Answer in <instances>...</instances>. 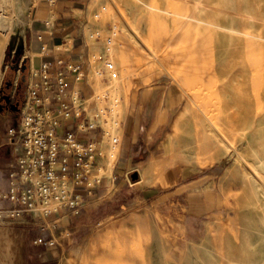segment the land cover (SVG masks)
<instances>
[{
  "label": "rangeland",
  "instance_id": "obj_1",
  "mask_svg": "<svg viewBox=\"0 0 264 264\" xmlns=\"http://www.w3.org/2000/svg\"><path fill=\"white\" fill-rule=\"evenodd\" d=\"M33 2L0 0V91L8 92L10 65L24 64L21 45ZM190 2L89 1L90 80L97 94L109 82L112 59L119 80L112 165L120 153L123 120L134 111L138 93L145 91V101L153 104L156 96L159 109L139 116L141 142L119 189L86 202L79 212L50 215L44 228L25 226L20 233L0 223V264H264V197L249 169L250 163L258 165L254 154H263L264 145H249L237 131L232 144L224 142L203 116L216 109H264V37L243 34H264V0H203L195 11ZM212 43L243 47V56L224 55L214 68ZM237 62L253 67L240 72ZM167 93L170 109L164 107ZM103 97H94L93 123L91 109L97 104L102 112L110 100ZM7 110H0L1 157L11 146L4 130ZM107 149L103 137L98 176L111 174ZM0 164L1 191L9 166ZM39 236L53 244H34Z\"/></svg>",
  "mask_w": 264,
  "mask_h": 264
},
{
  "label": "crops",
  "instance_id": "obj_2",
  "mask_svg": "<svg viewBox=\"0 0 264 264\" xmlns=\"http://www.w3.org/2000/svg\"><path fill=\"white\" fill-rule=\"evenodd\" d=\"M90 0H34L29 11V19L26 25L24 42L21 45L22 60L24 64L17 68L10 65L8 92L12 100L20 99L19 110H11L8 114V123L4 125L5 135L8 138L9 149L7 157L0 155L3 165L11 166L16 159V151L13 145V138L9 136V129L16 128L19 124L20 109L26 98L27 89L30 85L38 82L41 76L38 73L42 63H47L51 74V87L47 90H40L43 97L44 107L57 111L65 107L71 109L70 115L60 116L56 131L63 134L66 131H74L82 143L94 144L95 149H102V140L105 125L99 121L101 112L97 104L94 110L95 117L90 114L91 105L94 100V86L90 80V69L92 65L91 47L85 31V14ZM64 74L65 84L60 86L57 82V73ZM7 81V80H6ZM19 88V95L17 89ZM21 89H24L21 93ZM159 92V90H158ZM165 94L160 90V101ZM150 98L152 95L150 93ZM154 103L145 101V91L138 93L132 102L134 111L126 115L123 120V134L121 138L120 153L115 161L111 174H103L99 181H95L88 193L82 190L83 202L74 210L79 212L86 202L109 195L115 192L128 178L129 159L134 154L135 148L141 142L143 126L140 124L139 116L149 114L151 109H159V102L155 96ZM164 107L170 109L168 93L164 101ZM78 104V105H77ZM77 105V106H74ZM155 105V106H154ZM40 107V106H39ZM94 107V108H95ZM75 109L77 112L75 113ZM2 111L7 112V109ZM7 114V113H6ZM129 120V121H128ZM128 121V123H127ZM1 165V164H0ZM7 173L5 181L3 177V188L7 187ZM0 191V193H1ZM9 206V202L0 198V208ZM2 224L13 225L20 233L27 226L36 223L31 217L24 216L17 220L0 221ZM26 226V227H25ZM33 239L34 244H39Z\"/></svg>",
  "mask_w": 264,
  "mask_h": 264
},
{
  "label": "built area",
  "instance_id": "obj_3",
  "mask_svg": "<svg viewBox=\"0 0 264 264\" xmlns=\"http://www.w3.org/2000/svg\"><path fill=\"white\" fill-rule=\"evenodd\" d=\"M38 73L40 80L27 89L18 126L9 129L16 159L8 170L7 187L0 193V198L9 202V206L0 208V221L28 216L44 228L50 223V215L81 206L82 190L90 193L103 175H97L103 152L94 144L82 143L74 131L57 133L59 117L69 116L71 109L44 107L39 91H47L52 85L48 64L42 63ZM56 80L63 86L64 74L58 72ZM102 134L104 137V131ZM36 241L53 244L42 236Z\"/></svg>",
  "mask_w": 264,
  "mask_h": 264
},
{
  "label": "bare ground",
  "instance_id": "obj_4",
  "mask_svg": "<svg viewBox=\"0 0 264 264\" xmlns=\"http://www.w3.org/2000/svg\"><path fill=\"white\" fill-rule=\"evenodd\" d=\"M203 0H192V2L189 3L193 10H197L202 5ZM4 16L0 14V21L2 20ZM231 22H234V20H230ZM219 26H222L223 28L230 30V31H238L234 26L231 24L225 26L222 24H218ZM243 34L246 36L247 39H250L251 37H258L263 38L264 34H253L248 31H243ZM1 39V38H0ZM1 42V40H0ZM170 42V41H169ZM107 48L110 51L109 53H113V45L111 43V40L107 43ZM242 50L244 51L243 47H228L224 48L220 45H215L212 43L211 45V52H212V59H211V65L215 68V66H219V62H221L220 59L225 55H230L232 58H241ZM259 53L262 54V47L258 48ZM110 54V55H111ZM155 56V55H154ZM111 58V57H110ZM157 58V57H155ZM238 67L242 71H248L249 69L253 67V65L247 64L246 62L239 63L237 62ZM106 72L109 77V82L104 87H101L99 92L96 94L94 92L93 97H97V99H102L103 96L107 95L110 96V100L107 102V106L102 108L101 118L99 121H101L105 125V132L104 137L108 140V149H107V163L110 169H112V156L114 154V151L116 149V142L115 138L117 137L118 133V90H119V80L118 76L116 74L115 69V63L112 59L111 61L107 62V69ZM207 82H210L212 79L211 77L206 78ZM206 82V81H205ZM206 82V83H207ZM225 85H228L226 83ZM245 90L243 86L241 87L240 92ZM185 109H191V107L188 105L185 107ZM239 111V112H238ZM224 115V117H223ZM204 119L206 120V123L208 125H211L213 127L214 131L221 137L222 141L231 143L230 136L239 135L240 139H244L249 145H258L263 144L264 145V109H216L214 114L208 113L207 111H203ZM129 121V120H128ZM127 121V123H128ZM257 125L259 129H254L251 131H247V127H250L252 125ZM261 128V129H260ZM232 144V143H231ZM255 162L259 165L260 168H264V153H258L255 152L254 154ZM255 163L249 164V169L252 174L253 179L256 181L257 187L260 188V192L263 194L264 197V172L260 171V168ZM248 261V260H247ZM252 263V262H251ZM256 263V262H255ZM259 264V263H256Z\"/></svg>",
  "mask_w": 264,
  "mask_h": 264
},
{
  "label": "flooded vegetation",
  "instance_id": "obj_5",
  "mask_svg": "<svg viewBox=\"0 0 264 264\" xmlns=\"http://www.w3.org/2000/svg\"><path fill=\"white\" fill-rule=\"evenodd\" d=\"M5 87H6V90H8V85L5 84ZM5 94H10V93L7 92V91H4V90H1L0 91V104L4 107L3 109H7V108H10L11 109L9 103H7L6 100H5V98H4V95ZM17 94L19 95V88L17 89ZM11 101L13 103L18 102V105L20 103V99L19 98H16L15 100H12V98H11Z\"/></svg>",
  "mask_w": 264,
  "mask_h": 264
},
{
  "label": "water",
  "instance_id": "obj_6",
  "mask_svg": "<svg viewBox=\"0 0 264 264\" xmlns=\"http://www.w3.org/2000/svg\"><path fill=\"white\" fill-rule=\"evenodd\" d=\"M9 84H11V81H6V85H9ZM4 98H5L6 102L9 103V105H10V107H11L12 110H19L18 102L13 103V102L11 101V98H12V97H11L10 94H5V95H4ZM3 108H4V107L0 104V110H3ZM136 176H137V174L134 173V174H133V177L135 178Z\"/></svg>",
  "mask_w": 264,
  "mask_h": 264
}]
</instances>
